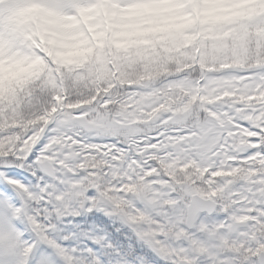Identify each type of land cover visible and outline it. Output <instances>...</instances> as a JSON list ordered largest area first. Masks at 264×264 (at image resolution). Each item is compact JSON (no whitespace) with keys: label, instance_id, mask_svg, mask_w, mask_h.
<instances>
[{"label":"snow or ice","instance_id":"snow-or-ice-1","mask_svg":"<svg viewBox=\"0 0 264 264\" xmlns=\"http://www.w3.org/2000/svg\"><path fill=\"white\" fill-rule=\"evenodd\" d=\"M0 264H264V0H0Z\"/></svg>","mask_w":264,"mask_h":264}]
</instances>
